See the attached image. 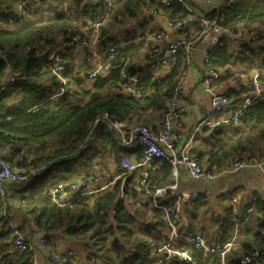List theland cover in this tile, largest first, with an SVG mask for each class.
<instances>
[{
  "label": "trees",
  "instance_id": "1",
  "mask_svg": "<svg viewBox=\"0 0 264 264\" xmlns=\"http://www.w3.org/2000/svg\"><path fill=\"white\" fill-rule=\"evenodd\" d=\"M21 2L0 0V155L13 169H24L31 178L28 183H12L13 188H20L18 197L0 194V264H33L29 236L37 231H43L50 244L58 231L83 241L87 249L91 248L86 255L91 263L100 264L96 263L98 255L105 264L149 263L159 240L150 232L151 224L140 223L138 215L124 203L114 205L119 181L109 190L92 197L78 196L74 203L65 206L54 202L49 191L59 181L83 177L96 166H101L104 173L124 172L119 159L135 150L131 145L118 143L116 133L107 124L98 123L94 139L83 148L100 113H112L132 127L150 126L148 122L153 119L161 124L165 115L184 68L186 51L177 52L168 71L157 77L156 69L148 67L153 60L148 46L155 32H148L146 37L145 33L119 30L141 16L144 9L154 6L166 10L172 21L182 22L188 39L199 36L203 26L197 19L187 18L184 3L173 1L161 5L154 0H114L111 4L104 0H51L45 9L35 0H29L22 8ZM218 6L220 15L216 9L207 13L211 19L218 18L223 28L243 27L254 35V40L244 44L246 53L234 51L227 43L215 46L210 52L213 62L225 72L238 64L243 66V71L234 74L235 79L239 77L235 82L242 78L245 84L260 67L257 79L262 92L246 107L238 125L224 122L211 127L216 141L207 159L216 168L235 159L253 160L264 144V0H224ZM13 15L17 17L8 23ZM94 16L101 19L97 30L88 25ZM119 32L122 33L118 35ZM110 46L114 56L108 70L91 77L89 72L97 67V59L104 61ZM93 50L100 58L90 54ZM53 54H59V62L66 69L65 84L71 89L51 99L60 85L51 70ZM130 77L136 78L141 95L123 90L122 85ZM238 105V98L231 103ZM223 124L232 126L231 136H223ZM135 149L137 156L142 155L141 146ZM110 155L111 165L103 162ZM193 157L202 166V155ZM170 169L169 163L163 166L152 186L169 182ZM204 198L200 195L192 200V209L198 211L205 204ZM255 206L254 222L232 247L233 253L264 249L263 199L259 197ZM112 208L114 222L108 215ZM229 219L224 214L218 221L219 228L224 229ZM224 232L221 240L228 237ZM13 235L25 238L24 250H12ZM67 251L73 249L59 251L67 257L66 262L59 263L50 257L49 264H77L71 261L73 255L67 256ZM189 253L193 261L171 258L167 264H218L214 254L205 255L193 247H189ZM256 264H264V257Z\"/></svg>",
  "mask_w": 264,
  "mask_h": 264
},
{
  "label": "built area",
  "instance_id": "2",
  "mask_svg": "<svg viewBox=\"0 0 264 264\" xmlns=\"http://www.w3.org/2000/svg\"><path fill=\"white\" fill-rule=\"evenodd\" d=\"M29 0H22L20 7H24L28 4ZM39 3V6L42 9L49 8V3L51 0H35ZM114 0H104L105 3L111 4ZM159 2L161 5L170 4V2L184 3L186 9L188 10V19H197L198 22L203 26V32L197 36L195 39H188L186 36V26L179 21H170L169 25L172 28H175L182 32L180 39L167 43L166 46L162 49L158 46V42L162 40L164 33L162 31H156L155 36L151 37L150 44L148 49L150 50L153 60L148 63V67L151 69H157L160 67H167L171 61L175 58L177 52L186 51L185 62L192 60V52L198 48L200 44H204L205 48H202L203 55V66H204V77L203 84L206 90L209 92L211 99V109L209 112L204 115L202 118V123L206 125H213L212 121L213 115L221 114V112L227 113V117L223 118L222 121L230 122L235 125L240 123V120L244 117L246 107L254 100L258 99L262 92V85L257 79L259 71H255L252 77L245 84V80H239L235 82L236 92L239 94L238 102L239 105L234 107L231 106L232 100L229 97L230 93L221 92L220 94L214 91L215 83L220 77V69L213 62L211 57V50L215 46L229 44L233 45L238 50H243L244 53L247 52V46L244 44L254 40V35L248 32L243 27H228L223 28L220 26L219 22L216 19H211L207 12L195 13L193 10V5L188 4L194 3L196 0H154ZM204 4L211 3L212 0H201ZM151 14L158 13V8L155 6L148 10ZM16 15L19 16L17 13ZM9 16L8 23H12L14 17ZM220 15V12H219ZM101 19L98 16H94L90 19L88 25L90 28L97 30ZM85 45L86 42L83 41ZM109 52L104 56V61L99 62L97 59V67L93 68L89 75L91 77L97 76L99 73L108 70L110 59L114 56L113 47L108 48ZM94 54L100 58L99 54H96L94 50L90 53ZM54 63L52 66L53 72L56 77L60 80V85H58L57 92L52 95V97H60L65 94L69 89L68 85L65 84L66 78L64 73L66 72L65 66L59 62V54H53ZM264 74V70L262 71ZM130 81H127L122 85L123 90L126 93L132 95H141L140 88L135 85L136 78L130 77ZM132 81V83H131ZM177 86L174 88L173 95L168 102V107L165 112V115L160 124V131L157 132L153 130L150 126L138 125L137 127H132L129 124H125L124 121L119 120L114 114L108 112H102L96 117L94 123H103L107 124L112 130L116 131V139L122 146L134 145L136 142L139 146L143 148L142 158L135 160L132 157L125 158L122 157L119 159L121 165L124 168V172H121L122 175H116L113 178L106 176H101L97 173H92L83 178V180H62L53 186L49 191V196L51 199L58 203L61 206L71 205L74 203L75 199L78 196L92 197L93 195L98 194L103 190H109L113 187L114 183L117 182V179L120 177H125V174L135 173L140 168L142 172H136L134 174L135 183H133L129 188L132 191L140 190L142 191V196H139L140 201L147 205L150 209V206L153 208L151 211V230L155 235L162 232V235L166 236V239L159 244L154 252L159 255V257L154 259L150 263H139V264H163L171 258L182 259L185 261H193V256L189 253V247H193L200 251L203 254H214L218 257L220 264H229L226 259V255L230 248L233 245L234 240L237 238V235L230 237V239L224 240L220 239V234L217 233L213 240H210L206 234H203L201 231H190L187 234L181 233V227L177 226L181 223V203L183 202L184 197H194L199 195L198 192L192 194L186 193V195L176 191L178 183V173L180 169H186L187 174L190 178L196 180H212L216 174H222L236 169H241L247 167L249 164L253 163L259 169H262V176H264V167L263 162L264 158L259 155V160H249L248 158H241L232 160L230 163L222 165V167L216 169L214 172L211 168H203L197 160L187 153L184 149L183 151H178L175 145L176 135L173 132V126L175 124L180 125L181 117L183 114V109L180 104L177 103V99L181 95L182 85L180 79L178 80ZM93 123V124H94ZM136 146V144H135ZM157 159L167 161L172 170L173 182L168 183L165 186H154L152 187L151 180L149 176L151 173L159 172L161 169H158L155 166ZM126 172V173H125ZM36 173V172H35ZM34 173V174H35ZM137 176V177H135ZM104 178V179H101ZM31 176L28 175L24 169H13L10 164L6 162L4 158L0 155V194L1 195H11L13 192L12 183H17L19 181H24L28 183ZM169 194V195H168ZM131 192L124 187L121 183L118 185L114 205H117L120 202L124 205H130L129 198ZM226 196L230 199V203L227 208V214L231 217L232 226L234 228L240 225L248 219V216L251 215L253 208V200H249L248 208H246L245 213L238 214L237 208V198L232 191L226 192ZM255 198V197H254ZM140 203V202H139ZM140 203V204H142ZM151 210V209H150ZM115 214V208H112L108 211V215L111 222H114L113 215ZM112 217V218H111ZM219 221L220 218L218 217ZM229 223V225H231ZM235 223L237 225L235 226ZM264 233V229L261 230ZM12 250L18 252L19 250H24L27 247L25 238L21 236H15L12 238ZM46 238L42 235L39 239V243H46ZM73 255V251H67V256ZM53 259L59 263L66 262L65 256L61 254L54 253ZM264 257V249L260 250L254 248L250 252L244 254L241 258L237 260L235 264H256L260 259Z\"/></svg>",
  "mask_w": 264,
  "mask_h": 264
},
{
  "label": "crops",
  "instance_id": "3",
  "mask_svg": "<svg viewBox=\"0 0 264 264\" xmlns=\"http://www.w3.org/2000/svg\"><path fill=\"white\" fill-rule=\"evenodd\" d=\"M222 1L224 0H212L211 3L204 4L201 0H196L192 4L193 10H195V13L196 12L208 13L210 11H213V9H216L217 11L220 12L218 4L221 3ZM143 11L144 12L141 16L127 22L123 26V28L120 29L119 31L121 30L125 31L128 29L132 31H136L137 33L138 31H140L139 34L145 33L146 37H149L150 34L147 35L148 32L154 34V32L160 30L164 33L162 40L158 42V46L162 49L166 46L167 43H170L172 41L181 38L182 32H180L175 28H172L169 25V22L172 21V19L169 18L168 15L169 13L166 10H162V11L158 10L159 12L156 14H151V12L148 11V9H144ZM147 16L149 17L147 18ZM121 33L122 32H119L118 35H120ZM231 47L233 48L234 51H236L233 45ZM202 48H205L204 44H200L198 48L192 52L191 55L192 60L189 62H185L184 68L182 70V74L180 75L179 79L182 85V90H181V95L177 99V103L180 104V106L182 107L183 114L180 120L181 124L180 125L175 124V126H173V132L176 135L175 145L178 151L181 150L183 151L185 149L187 153H190L191 155H195V156L202 155L203 157L201 161L202 167L207 169L211 168L214 172H216V169L218 168L212 166L209 160L207 159L209 151L212 145L215 144L216 141L212 138L211 127L214 126L215 124L221 125V123H224L225 121H222V119L227 117V113L225 111V112H221V114L213 115L211 121L214 123L213 125H206L201 122L204 115H206L211 109V103H210L211 96L203 84L204 58L201 51L203 50ZM232 69H233L232 71L225 72L223 69L220 68V77L218 81L215 83L214 91L219 94L221 92L228 91L230 93L229 97L233 101V100H237L235 81L236 79H239V77L235 79L236 75L234 74V71H238V70L243 71L245 68L238 64V67L233 66ZM167 71H168L167 67H160L156 69L155 75L159 77L164 75V73ZM242 75L243 74H240L239 76ZM50 98L52 99L54 97H50ZM148 123L150 126H153L155 131L157 132L160 131V123H158V119H153L151 122ZM223 125H225L223 136L224 137L231 136L233 134L232 126L230 124H223ZM137 126L138 125H136V127ZM112 132L116 133L114 129ZM129 147L130 148L133 147L135 151L125 154L126 155L125 158L132 157L135 160L142 158L141 154H140L141 156L140 155L137 156L138 151H136L135 148L138 147V144L136 142L134 143V145ZM260 151L262 152L259 155H261L264 158V144L262 145V149ZM258 157L259 156L254 157L255 160H259ZM112 158L113 157L110 155L109 157L104 158L103 162L105 163L108 162L111 165L110 161L112 160ZM167 164H168L167 161L165 162L164 160L157 159L155 166H157L158 169H161L163 166H166ZM225 164L227 163H223L222 165ZM263 167H264V162H263ZM104 172L105 171L102 170L101 166H96L93 168L92 171L88 173L89 174L97 173L101 176H106V178L107 177L113 178L114 176L120 174L122 175V173H115L113 171H111L112 173L111 172L104 173ZM136 172H138L137 176H139L140 175L139 172H142V168H140ZM159 172L151 173V175L149 176L151 182L153 178H155L156 174ZM134 174L133 173H129V175L125 174V177H120L119 179H117V181H119V184L121 183L122 185H124L126 189H128L131 192V196L128 199L130 205H126V207L138 215V217L140 218V223L143 222L144 224L149 225L150 223H152V219H150L151 218L150 216H151V211L153 212V208L151 207L150 204H148L150 206L151 209L150 210L147 205L143 204L140 201L139 196H142L141 189L140 190L136 189L135 191H132V189L129 188L133 183H135ZM170 175H171L170 176L171 180L169 182L165 184L161 183L156 186H165L168 183H172L174 179L172 176L171 169H170ZM83 178L84 177H75V180L79 181V180H83ZM177 178H178V183H177L176 191L184 195H186V193L189 194H192L194 192L199 193V195L194 197H184L183 202L181 203L182 218H181V223L178 224L177 226L181 227L180 232L184 234H187V232L195 231V230L201 231L204 234H206L210 240H213L212 238H214V236L218 232L221 233L220 235H223L222 233L223 230H225L227 233L226 226H232L233 224L231 223V217L226 222L224 229L219 228V223L217 218L219 217L220 220H222L224 214H227L226 211L230 203V199L226 196V192L228 191H232L236 196L238 214L240 215L243 214L244 207L249 205V200L250 199L253 200V208L252 211L250 212L251 215L248 216V219L243 223V225L234 228L235 230L233 235L227 233L228 237L224 239V240L230 239V237L236 234L237 238L234 240L232 247L236 243H238V241L245 234L244 232L247 230V228H249V226L253 224L256 216L255 202L259 200V197L262 198L264 201V176H262V169L261 168L259 169L253 163L249 164L245 168L236 169L219 175L216 174L214 179L209 181L196 180L190 178L187 174L186 169H180ZM101 179L104 178L101 177ZM152 187L154 188V186ZM19 189L20 188L18 189L14 188L11 195L13 197H18L20 193V191H18ZM200 195L205 196L203 200L205 204L202 205L198 209V211L193 210L191 202L195 198H198V196ZM139 202L142 204H140ZM192 211H195V216L192 215L193 213ZM207 215H209L213 219L214 221L213 225H210L209 223L204 224V219L206 218ZM229 223H231V225H229ZM236 225L237 223H235V226ZM143 226L145 225H142V228ZM152 230L150 232H152ZM42 232L43 231H37L36 233H33L32 236H29V238L31 239L30 244L34 250L32 256L33 264H49L50 261L49 258L53 257L52 255L54 253H57V251L58 253L59 251L63 252L68 248H72L74 251L73 258H71V261L75 262L74 260L77 257L78 260L81 262V264H85L83 262L85 261L84 257H86V251L88 246L85 245L86 243H84L83 241H78L76 239L74 240L73 238L65 234L63 231H58L56 235L53 237L51 244L47 242L41 244L39 243V239L42 235H44ZM162 232L155 234V238L159 240L158 245L161 244L166 239V236L161 234ZM224 240L221 241L224 242ZM57 244H59V246H56ZM48 245H50L51 248H49ZM232 247L230 248V250L226 255V259L229 262V264H235L239 258H241L244 254L248 253V252L240 253L238 251L236 253H233L231 252ZM152 254L154 255V257L150 260V262H152L155 258L157 259L159 257V255L156 254L154 251ZM104 261L105 260L98 255L96 259V263L105 264ZM163 264H167V262H164ZM218 264H220L219 259H218Z\"/></svg>",
  "mask_w": 264,
  "mask_h": 264
},
{
  "label": "rangeland",
  "instance_id": "4",
  "mask_svg": "<svg viewBox=\"0 0 264 264\" xmlns=\"http://www.w3.org/2000/svg\"><path fill=\"white\" fill-rule=\"evenodd\" d=\"M129 30V29H128ZM139 32L140 31H138V34H139ZM140 39V37H138L137 39H136V41H138ZM257 70H260V67L259 68H257ZM257 70H254V71H257ZM69 88H70V86H69ZM71 89V88H70ZM69 89V90H70ZM213 219L209 216V215H207L206 216V218L204 219V224L205 223H209L210 225H213ZM215 225H216V223H215ZM226 229H227V233H229L230 235H233L234 234V227L233 226H226ZM203 233V232H202ZM204 234V233H203ZM110 239H111V237H110ZM53 246V245H52ZM56 246H59V244H57ZM48 247L49 248H51L50 247V245H48ZM89 251H91V248L90 247H88V249H87V251H86V255L88 254V252ZM84 259H85V261L83 262V263H85V264H95V262L94 263H91V262H89L88 260H87V256L86 257H84ZM77 264H81V262L78 260V258L76 257L75 258V260H74Z\"/></svg>",
  "mask_w": 264,
  "mask_h": 264
},
{
  "label": "water",
  "instance_id": "5",
  "mask_svg": "<svg viewBox=\"0 0 264 264\" xmlns=\"http://www.w3.org/2000/svg\"><path fill=\"white\" fill-rule=\"evenodd\" d=\"M93 125H94V127H93V130H92L91 136H90V137L87 139V141L84 143L85 145H84L83 148H85L86 146H88V145L91 144L92 140L94 139V137H95V135H96V133H97V130H98L99 125H98L97 123H94ZM15 236H16V235H13V237H15Z\"/></svg>",
  "mask_w": 264,
  "mask_h": 264
},
{
  "label": "clouds",
  "instance_id": "6",
  "mask_svg": "<svg viewBox=\"0 0 264 264\" xmlns=\"http://www.w3.org/2000/svg\"><path fill=\"white\" fill-rule=\"evenodd\" d=\"M54 98H57V97H54ZM88 175H90V174H87V175H85V176H83V177H86V176H88ZM75 179V178H74Z\"/></svg>",
  "mask_w": 264,
  "mask_h": 264
}]
</instances>
